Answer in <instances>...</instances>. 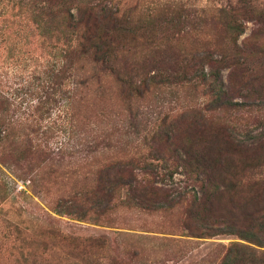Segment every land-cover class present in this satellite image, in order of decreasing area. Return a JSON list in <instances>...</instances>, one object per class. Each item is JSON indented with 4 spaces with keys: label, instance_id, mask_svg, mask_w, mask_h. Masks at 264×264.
Here are the masks:
<instances>
[{
    "label": "rangeland",
    "instance_id": "rangeland-1",
    "mask_svg": "<svg viewBox=\"0 0 264 264\" xmlns=\"http://www.w3.org/2000/svg\"><path fill=\"white\" fill-rule=\"evenodd\" d=\"M101 2L105 66L0 67V264L264 259V0Z\"/></svg>",
    "mask_w": 264,
    "mask_h": 264
},
{
    "label": "trees",
    "instance_id": "trees-1",
    "mask_svg": "<svg viewBox=\"0 0 264 264\" xmlns=\"http://www.w3.org/2000/svg\"><path fill=\"white\" fill-rule=\"evenodd\" d=\"M87 1L0 0L1 69L16 65L22 67L23 64L27 63L28 66L33 63L38 64V76L45 85L52 79L62 84L65 67L77 55L78 57L80 55L88 56L95 65L105 66L107 50H103V47L109 36V31H112L110 29L117 27L119 13L116 9L103 8L101 0ZM109 19L112 21V26L107 24ZM12 26H19L20 29H13ZM26 39H28V42ZM110 39L114 41L113 37H110ZM16 49H18L19 54L14 52ZM20 50H23V52H20ZM42 55H45L47 61L42 60ZM33 72L34 74H32ZM33 72L31 73L32 77L37 74L36 69ZM239 73L243 79L244 74L240 71ZM124 75H127V73L123 72V77ZM219 75V69H214L213 78ZM127 83L131 88L134 82L132 80L127 81ZM227 89L230 91V85L223 88L225 91H221L224 92L223 95L227 94ZM42 92L44 93V91ZM3 132L4 130H2ZM201 151L202 149L198 150L199 153ZM184 152L185 154H195L196 149L188 147V150ZM213 163L197 161L195 165L197 168L203 167V171H212L216 168V165H212ZM192 166L194 164H185L187 169ZM141 191L144 195L145 190L141 189ZM157 192L165 194L166 191L157 190ZM259 220L260 216L254 218V227ZM232 227L230 226L227 229H233ZM254 227L248 226L244 230H237V233H241V237L257 243L259 246H264V224L260 223L255 228V233L253 232ZM248 252L250 255L247 263L262 264L264 262L263 257H258L255 251L252 250V253L247 251L246 254ZM258 253L261 256L264 251Z\"/></svg>",
    "mask_w": 264,
    "mask_h": 264
}]
</instances>
